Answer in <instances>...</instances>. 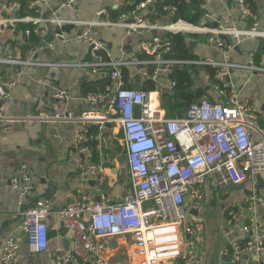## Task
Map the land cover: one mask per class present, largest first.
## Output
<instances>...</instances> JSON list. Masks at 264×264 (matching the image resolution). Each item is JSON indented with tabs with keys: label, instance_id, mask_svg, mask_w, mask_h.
Here are the masks:
<instances>
[{
	"label": "crops",
	"instance_id": "obj_1",
	"mask_svg": "<svg viewBox=\"0 0 264 264\" xmlns=\"http://www.w3.org/2000/svg\"><path fill=\"white\" fill-rule=\"evenodd\" d=\"M67 1L49 0L33 6L37 16L28 18L42 19L37 26L26 22L30 27L20 31V24L25 25V22H12L4 31L0 30V57L22 61L32 49L26 48L25 41L29 35H25V30L36 29L37 32L30 35L38 42L34 47V62L39 64L28 67L26 73L10 89V97L6 101L0 100L3 113L10 118L37 115L48 117L44 121L13 119L0 125V254L4 239L8 235H14L19 240L18 264H56L55 255L71 250L72 240L66 235L65 223L58 217L57 212L78 195L97 198L100 193H104L113 202H118L130 190L124 135L120 126L107 122L99 130L98 123L78 119L85 113H95L96 116L102 113L118 87L117 82L109 78L111 68L101 67L93 73L91 68L81 66L91 63L93 57L91 52L90 62H83L89 46L74 40V36L84 28L79 23L95 19L100 10L107 11L112 22L122 23L113 27L92 28L96 40L105 48L108 55L106 59L111 62H126L131 58L143 62L151 61L154 53L165 42V33H175L161 29L133 30L123 25L137 23L139 20L149 24L144 17L151 3L144 7L139 6L137 13L121 15L124 16L121 21V16L118 20H112L110 13L122 5V0H119L118 5L113 0H75L73 10L65 6ZM203 2L201 8L204 15L198 27L242 30L250 28L251 19L240 17L234 1ZM254 2L253 14L260 27L264 28V0ZM17 8L10 0H0V18L20 19L16 16ZM100 18L105 19V16ZM49 19L62 22L51 23ZM164 24L168 26L160 23ZM183 24L185 22H181L179 26ZM179 33L185 35L187 47L195 57L191 61L233 63L240 68H231L225 76H218V69L210 65H174L169 75L166 78L162 75L160 81L152 83L154 89L149 90L156 92L157 103L164 115L170 118L179 117L187 110L172 108L169 103L172 101L174 88L167 89L168 80L175 87V82L169 77L172 69L186 67L192 73L193 87L205 90L200 100L226 104L229 86L225 88L227 97L220 96L219 91L224 86L221 87L216 82L231 84L236 88L238 100L247 104L256 116L251 138L258 141L261 138L260 133H264V72H251L244 66L252 61L254 65L264 67V39H237L233 36H226L224 39L222 36L227 51V57L224 58L219 48L207 41L205 33ZM257 52L259 57L256 60ZM19 68L18 65L0 64V82L12 80ZM124 68L128 74L125 82L121 74L124 85L127 84L135 90H148L146 88L150 86V81H145L139 75L136 66L127 65ZM210 70L214 72L212 79ZM105 81L109 85L101 90ZM60 90L66 93V97L56 100L54 94ZM93 92L105 94L106 100L101 103L89 101L87 95ZM68 115L72 119H67ZM87 163L102 165V177L93 178L89 173L82 175L81 165ZM22 165L31 170L32 176L28 195L21 206L18 203L19 192L11 187L9 181L19 176ZM218 179L217 174L207 176L201 186L199 203L189 197L185 198L187 220L180 230L184 240H190L193 245H186L184 248L192 257V264H253L257 258L246 252H242L236 262L233 258L236 253L241 252L243 244L255 231L264 233V209L262 206L257 207L255 231L245 233L243 227L249 226L250 220L246 211L241 212V209L248 205L250 183L246 181L239 186H220ZM258 187L264 195V174L258 177ZM42 205H47L50 209L46 219L48 244L44 252L33 253L19 228L22 219L20 214L24 208ZM148 206L146 204L143 207ZM185 227L192 229L191 235L184 233ZM95 242L100 246L99 256L107 264H142L131 235L98 238ZM260 260L264 261V254ZM157 264L175 263L162 261Z\"/></svg>",
	"mask_w": 264,
	"mask_h": 264
},
{
	"label": "built area",
	"instance_id": "obj_2",
	"mask_svg": "<svg viewBox=\"0 0 264 264\" xmlns=\"http://www.w3.org/2000/svg\"><path fill=\"white\" fill-rule=\"evenodd\" d=\"M49 0H35L31 7L44 4ZM120 4L119 0H113ZM236 3L240 17L251 19L248 29L200 28L181 22L173 25L145 24L141 20L123 24L133 30H167L172 32L186 31L183 26L192 28V32L205 33L207 41L215 44L227 57L222 36H233L237 39H264V28H261L255 15L247 7L245 0H232ZM152 0H145L140 7L149 5ZM75 0L65 4L74 9ZM204 8V6H203ZM102 15L105 19L100 18ZM120 20L122 21V18ZM43 20L39 18L3 19L0 18V30L4 31L12 22H30L37 26ZM60 24L62 21L48 20ZM118 22V21H117ZM109 19L107 11L100 10L96 18L89 22H80L84 28L74 36V40L92 47L91 63L81 65L91 68L96 73L101 67L112 69L109 78L117 82V90L107 103L105 110L97 116L95 113H85L78 119L99 124V130L105 123H115L120 126L124 135L125 157L129 173L130 190L121 201L113 202L106 194L100 193L97 198L88 195H78L64 208L57 212L65 223L66 235L72 240L71 250L55 255L56 264H107L99 256L98 238L131 235L142 264H157L162 261H173L175 264H192V257L185 246L192 242L185 241L181 234V226L187 220L185 198L189 197L195 203L201 201V186L207 176L219 175L220 186H239L248 181L250 190L247 196L246 211L250 224L243 231H255L257 207L264 209V195L258 187V177L264 174V133L254 141L251 130L256 120L251 108L237 98L236 88L224 84L219 91L220 96L227 97L225 88L229 86L228 102L211 103L202 99L190 105L179 117H166L160 109L155 96L156 92L125 88L121 80V68L134 65L139 69V75L151 83L160 81L162 75L167 77L174 65L198 64L210 65L218 69V76H225L231 68H240L233 63L213 61H180L165 59L164 54L170 51L168 46L160 47L153 59L143 62L135 58L130 61H108L104 46L96 40L92 28L95 26L113 27L121 25ZM176 27V29H174ZM36 29L25 30V35L36 33ZM60 37H62L60 35ZM162 48V49H161ZM36 48L28 51L25 60H13L0 57V64L18 65L12 80L0 82V100L10 97V89L16 85L28 67L39 65L34 62ZM264 62V58H263ZM244 68L251 72H264V67L256 66L250 61ZM166 87V82H164ZM174 83L168 80L167 89H172ZM66 97L62 90L55 92L54 98L61 100ZM87 99L101 103L105 99L103 93H90ZM3 103V102H2ZM0 106V125L10 120H47L43 115L10 118ZM95 114V115H94ZM54 118L59 119L54 116ZM53 118V119H54ZM71 116L68 115L67 119ZM64 118H62L63 120ZM72 119V118H71ZM83 122V121H82ZM82 175L91 174L93 178H101L104 168L100 164L87 163L81 165ZM31 170L22 165L19 176L10 179V185L19 192L18 203L23 205L29 192ZM148 204L147 208L143 206ZM50 209L47 205L24 208L21 211L20 230L24 234L26 244L33 253H42L47 249V215ZM190 227H185L184 233L192 234ZM245 242L240 253L234 255L236 262L242 252L254 255L257 260L253 264H264L260 257L264 254L262 243L264 233L255 231ZM19 240L14 235H8L2 243L0 254L1 264H18Z\"/></svg>",
	"mask_w": 264,
	"mask_h": 264
},
{
	"label": "trees",
	"instance_id": "obj_3",
	"mask_svg": "<svg viewBox=\"0 0 264 264\" xmlns=\"http://www.w3.org/2000/svg\"><path fill=\"white\" fill-rule=\"evenodd\" d=\"M35 0H10V3L17 5L16 16L18 18H26L28 16H37L35 13V9L31 7L32 2ZM123 3L117 10H113L110 13V17L112 20H118L119 17L123 14H134L138 12V7L141 3L145 2V0H122ZM203 0H152L151 5L147 8V14L144 17V20L153 25L166 23L168 25H173L178 22H185L186 24L198 26L203 19L204 10L201 8L203 5ZM247 7L250 9L252 13H254L255 2L254 0H245ZM24 23V22H20ZM25 25L20 24L19 30H24L27 27H30V24L24 23ZM213 26V25H212ZM32 35V34H31ZM29 35L25 44L26 48H32L38 44L36 40H34V36ZM192 36H196L192 34ZM222 38L226 39V36ZM163 47L168 46L170 51L165 55L166 59H175V60H195V57L189 51L185 41V35L182 33L175 32L165 33V42L162 45ZM260 53L262 50H259ZM259 57V53H256V60ZM126 68H121L120 73L122 74L124 82L127 80L128 74L125 70ZM210 79H212L211 71ZM121 77V78H122ZM170 79L175 82V87L173 90V94L171 96L172 108L175 110L181 108H188L190 105L199 102V100L204 96L205 90L201 88H194V81L192 78V73L186 67L181 68H173L170 73ZM122 80V79H121ZM122 80V81H123ZM103 86H101V90L103 87L109 85L108 81L104 82ZM219 86L223 87V84H219ZM149 87L146 89L153 90L154 85L149 82ZM125 88H129V85H124ZM100 90V91H101ZM96 91V89H93ZM95 93V92H93ZM247 241V240H246ZM245 241V242H246ZM245 243L243 244V248ZM262 247L264 249V242L262 243Z\"/></svg>",
	"mask_w": 264,
	"mask_h": 264
},
{
	"label": "water",
	"instance_id": "obj_4",
	"mask_svg": "<svg viewBox=\"0 0 264 264\" xmlns=\"http://www.w3.org/2000/svg\"><path fill=\"white\" fill-rule=\"evenodd\" d=\"M155 33V31H154ZM91 49L92 47H89L88 50H87V54L86 56L83 58V62H90L91 60Z\"/></svg>",
	"mask_w": 264,
	"mask_h": 264
},
{
	"label": "bare ground",
	"instance_id": "obj_5",
	"mask_svg": "<svg viewBox=\"0 0 264 264\" xmlns=\"http://www.w3.org/2000/svg\"><path fill=\"white\" fill-rule=\"evenodd\" d=\"M183 28L185 29V30H189V31H192L193 29L192 28H190V27H188V26H183ZM174 29H176V27H174ZM87 120V119H86Z\"/></svg>",
	"mask_w": 264,
	"mask_h": 264
},
{
	"label": "rangeland",
	"instance_id": "obj_6",
	"mask_svg": "<svg viewBox=\"0 0 264 264\" xmlns=\"http://www.w3.org/2000/svg\"><path fill=\"white\" fill-rule=\"evenodd\" d=\"M203 85H206L205 83H202Z\"/></svg>",
	"mask_w": 264,
	"mask_h": 264
}]
</instances>
